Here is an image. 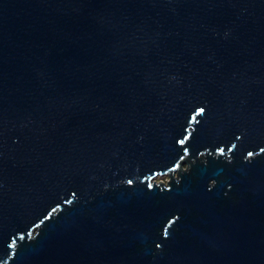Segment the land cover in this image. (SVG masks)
I'll use <instances>...</instances> for the list:
<instances>
[{
    "label": "water",
    "instance_id": "obj_1",
    "mask_svg": "<svg viewBox=\"0 0 264 264\" xmlns=\"http://www.w3.org/2000/svg\"><path fill=\"white\" fill-rule=\"evenodd\" d=\"M260 148L264 0H0V264H264Z\"/></svg>",
    "mask_w": 264,
    "mask_h": 264
},
{
    "label": "snow or ice",
    "instance_id": "obj_2",
    "mask_svg": "<svg viewBox=\"0 0 264 264\" xmlns=\"http://www.w3.org/2000/svg\"><path fill=\"white\" fill-rule=\"evenodd\" d=\"M196 111H197L198 114H205V113H206V109H205V107H199L198 109H196ZM185 139H187V137H185ZM185 139H180V140L178 141V143H179L180 145H184V143H185ZM236 139H237V140H241L242 137L237 136ZM235 148H236V145L233 144L232 147L228 149V151H232V150L235 149ZM184 151H187V149L185 148ZM218 151H219L221 154H223V152H224V148H219ZM260 152H261V153H264V148H260ZM253 155H254V153H253L252 151H247V157L250 158V157H253ZM128 183H129V184H132L133 181H132V180H128ZM73 195H75V193H73ZM13 246H14V239H13V243H12V244H9L8 247L11 248V247H13ZM155 246H156L157 249H160V248H161V244H160V243H157Z\"/></svg>",
    "mask_w": 264,
    "mask_h": 264
},
{
    "label": "rangeland",
    "instance_id": "obj_3",
    "mask_svg": "<svg viewBox=\"0 0 264 264\" xmlns=\"http://www.w3.org/2000/svg\"><path fill=\"white\" fill-rule=\"evenodd\" d=\"M168 179H169L168 176H159V177H157V180L167 181Z\"/></svg>",
    "mask_w": 264,
    "mask_h": 264
}]
</instances>
